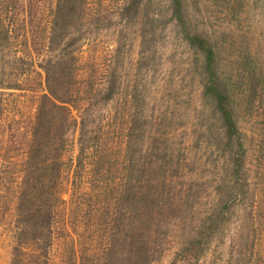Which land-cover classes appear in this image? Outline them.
I'll return each mask as SVG.
<instances>
[{"label": "trees", "instance_id": "obj_1", "mask_svg": "<svg viewBox=\"0 0 264 264\" xmlns=\"http://www.w3.org/2000/svg\"><path fill=\"white\" fill-rule=\"evenodd\" d=\"M246 1L0 0V89L34 102L0 148V207L14 202L8 264H157L167 251V264H201L237 207L222 264H264V174L252 182L240 128L264 125V56L241 23ZM168 28L198 91L186 121L176 86L156 101L150 91ZM102 34L112 48L96 56Z\"/></svg>", "mask_w": 264, "mask_h": 264}, {"label": "rangeland", "instance_id": "obj_2", "mask_svg": "<svg viewBox=\"0 0 264 264\" xmlns=\"http://www.w3.org/2000/svg\"><path fill=\"white\" fill-rule=\"evenodd\" d=\"M241 23L246 28L251 48L256 50L261 56H264V0H247L241 15ZM98 40L99 43L90 49L91 53L96 56L104 54L106 49L112 48L110 46L112 45V37L102 34ZM128 42V51L124 62L127 67L130 62H134L137 54V39L134 33H130ZM158 45L159 48L153 67V77L150 78V91H153V98L156 101L162 95L163 87H169V92H171L170 87L176 86L181 91V94L177 98L175 105H180L179 110L184 115V121H186L187 113L191 112L198 105L196 85L190 81L187 74V51L179 36L171 28H168L164 32ZM86 53L84 51L82 59H84ZM165 93H167L166 89L163 92L165 95L164 102H168L166 98L172 97ZM165 105L167 104L164 103L162 108H165ZM33 108L34 102L28 92L0 89V135L1 133L3 134V141H0L1 149H8L9 143H6V141L8 140L9 132H12L17 126L24 128L26 121L33 113ZM240 128L248 137L246 141L247 167L250 169V176L253 182L255 178H259L260 174H264V157L261 156L264 154V125L261 120L251 119L250 121H241ZM1 149L0 154L3 152ZM261 149L263 152L260 154ZM12 154L13 152L11 151L9 157ZM74 154L75 146L71 148L70 155L73 156ZM259 158L261 159L259 160ZM13 186H15V182H13ZM68 187L66 186V189ZM63 198L67 200V195H64ZM4 200L5 203L0 207V264H8L14 222V202L12 196L6 195ZM235 212V217L225 232L223 243H219L217 248L216 245L211 247L212 251L204 260L205 262L203 261L201 264H222L224 262L233 233L240 225V208L237 207ZM256 244H258L256 249L260 255L264 256V226L260 231V237L256 240ZM171 253V251H167L157 264H167Z\"/></svg>", "mask_w": 264, "mask_h": 264}]
</instances>
